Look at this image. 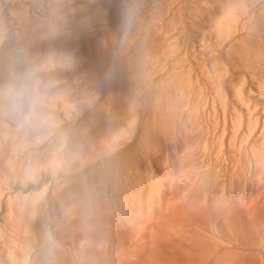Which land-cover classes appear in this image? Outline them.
<instances>
[{
  "label": "bare ground",
  "instance_id": "1",
  "mask_svg": "<svg viewBox=\"0 0 264 264\" xmlns=\"http://www.w3.org/2000/svg\"><path fill=\"white\" fill-rule=\"evenodd\" d=\"M25 66L50 121L0 114V264H264V0H0Z\"/></svg>",
  "mask_w": 264,
  "mask_h": 264
},
{
  "label": "clouds",
  "instance_id": "2",
  "mask_svg": "<svg viewBox=\"0 0 264 264\" xmlns=\"http://www.w3.org/2000/svg\"><path fill=\"white\" fill-rule=\"evenodd\" d=\"M135 8L125 10L124 25L129 27ZM37 69L23 67L7 83L0 85V114L12 119L20 128L39 129L47 125V86L41 85Z\"/></svg>",
  "mask_w": 264,
  "mask_h": 264
}]
</instances>
